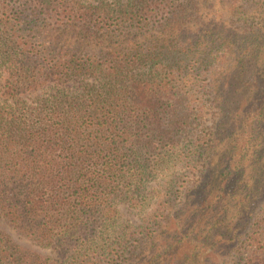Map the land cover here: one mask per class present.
<instances>
[{
	"label": "trees",
	"instance_id": "trees-1",
	"mask_svg": "<svg viewBox=\"0 0 264 264\" xmlns=\"http://www.w3.org/2000/svg\"><path fill=\"white\" fill-rule=\"evenodd\" d=\"M238 3L0 0V212L7 221L66 256L70 241H85L115 217L117 201L140 192L133 183L146 175L147 159L203 121L204 105L185 90L205 88L194 60L214 79L210 93L222 108L235 86L223 83L218 56L263 47L264 7L239 13ZM247 238L238 264H264V240ZM14 259L26 256L5 245L0 263Z\"/></svg>",
	"mask_w": 264,
	"mask_h": 264
},
{
	"label": "rangeland",
	"instance_id": "rangeland-1",
	"mask_svg": "<svg viewBox=\"0 0 264 264\" xmlns=\"http://www.w3.org/2000/svg\"><path fill=\"white\" fill-rule=\"evenodd\" d=\"M260 7L264 0H240L237 8L254 14ZM218 57L225 61L223 83L235 86L226 104L217 106L210 93L214 79L194 60L191 70L205 86L185 88L205 107L194 136L182 134L172 149L147 159L146 175L133 183L140 192L120 198L115 217L94 226L85 241H70L66 256L22 234L0 212V250L6 245L26 256L9 264H238L247 235L255 244L263 241L264 45L247 57Z\"/></svg>",
	"mask_w": 264,
	"mask_h": 264
}]
</instances>
